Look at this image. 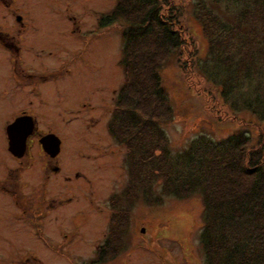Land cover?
Listing matches in <instances>:
<instances>
[{"label":"rangeland","instance_id":"rangeland-1","mask_svg":"<svg viewBox=\"0 0 264 264\" xmlns=\"http://www.w3.org/2000/svg\"><path fill=\"white\" fill-rule=\"evenodd\" d=\"M9 1L10 15H23L24 3L25 15L40 32L49 29L46 32L63 37L58 34L67 28L65 23H71L73 39L80 40L83 35L88 46L81 61L72 58L71 82L56 80L59 93L64 92L63 100L56 95V114H51L44 103L39 106L46 114L36 117L37 138L25 158H10L5 134L0 140V182L6 180L9 170L14 176L21 173L24 194L37 201L45 197L55 201L51 207L54 211L43 219L38 232L27 224L23 230L11 231L3 208H13L8 202L0 204V264H95L97 249L108 237L112 215L125 207L113 203L116 199L127 202L125 190L129 186V151L108 130L118 91L127 82L121 65L125 28L121 23L100 26L101 18L111 12L117 0ZM204 1L209 5L211 0ZM200 2L175 3L184 29L198 50L195 60L199 72L184 58L181 63L171 58L162 71L175 111L174 120L163 126L175 162L194 145L212 142L226 148L240 135L251 138L253 151L264 146V65L261 61L262 74L251 83L245 79L228 102L211 83H206L203 73L208 76L211 72L208 78L216 85L223 75L215 72L208 41L197 20ZM234 3L221 1L224 14L237 11ZM185 63L189 65L184 71L181 66ZM245 106H251L257 116ZM48 133L62 142L55 162L44 154L38 141ZM49 165L58 167V171L50 170ZM204 213L202 196L178 199L164 193L162 182L153 183L151 193L140 194L132 205L126 249L107 264H205L200 240Z\"/></svg>","mask_w":264,"mask_h":264},{"label":"trees","instance_id":"trees-1","mask_svg":"<svg viewBox=\"0 0 264 264\" xmlns=\"http://www.w3.org/2000/svg\"><path fill=\"white\" fill-rule=\"evenodd\" d=\"M221 1L207 5L201 0L196 15L215 72L223 75L217 85L208 78L211 72L208 76L202 72L203 78L228 102L245 79L251 83L262 74L264 0H226L235 2L237 11L232 15L224 14ZM175 3L117 0L100 20L102 28L116 23L125 28L121 65L127 82L118 91L108 130L129 151V186L127 202L116 199L113 203L125 207L112 215L95 264L112 262L126 249L132 205L140 194H150L157 182H162L165 194L178 199L202 196L205 213L200 240L205 264H264V146L253 151L251 138L240 135L229 147L204 142L182 153L177 162L172 160L163 126L174 120L175 111L162 71L171 58L180 63L184 58L199 72L198 50ZM188 65L181 67L185 71ZM245 107L256 114L251 106Z\"/></svg>","mask_w":264,"mask_h":264},{"label":"flooded vegetation","instance_id":"flooded-vegetation-1","mask_svg":"<svg viewBox=\"0 0 264 264\" xmlns=\"http://www.w3.org/2000/svg\"><path fill=\"white\" fill-rule=\"evenodd\" d=\"M22 4L23 15H10V1L0 0V140L5 134L9 157L15 161L24 159L34 146V140L38 134L36 117L40 113L46 114L39 106L44 103L43 106L49 107L51 114H56L57 108L54 105L57 101L56 95L63 100L64 94V92L59 93L56 80L60 79L63 82L70 79L68 77L72 75L73 56L81 61V58L86 55L88 46V41L83 35L80 40L73 39L71 23H65L67 28L58 34L63 37H56L55 32H46L49 29L40 32L38 26L29 21V17L25 15V5ZM78 41H80L79 46ZM74 46H76L75 49H73ZM72 52L76 54L73 55ZM46 95L49 99H46ZM9 116L11 119L6 120L5 117ZM19 119L29 120L33 124L32 132L27 140L26 153L21 158H17L10 152L8 134L9 126ZM2 122L5 127L1 126ZM49 134L42 135L38 141L44 154L51 162H55L61 154V149L59 155L52 158L40 143V140ZM49 169L58 171V167H51V165ZM10 172L13 173L9 170L6 180L0 182V193L3 196L0 204L8 202L9 207L13 209L9 211L3 207L0 208L4 209L6 218L10 220L11 231L15 232L17 228L23 230L22 228L27 224L35 227L38 232L43 219L48 218L54 211L52 203L55 201L49 197L37 201L27 196L22 191H25L26 187L21 181V173L14 176ZM41 204L49 207L42 208Z\"/></svg>","mask_w":264,"mask_h":264},{"label":"water","instance_id":"water-1","mask_svg":"<svg viewBox=\"0 0 264 264\" xmlns=\"http://www.w3.org/2000/svg\"><path fill=\"white\" fill-rule=\"evenodd\" d=\"M33 124L26 119H19L9 126L8 134L10 139V152L17 158L25 155L27 150V140L32 132ZM45 152L52 158L60 153L61 140L54 134H49L40 140Z\"/></svg>","mask_w":264,"mask_h":264}]
</instances>
